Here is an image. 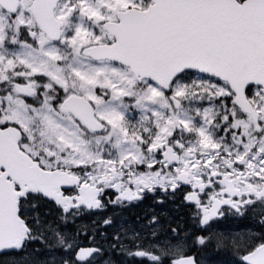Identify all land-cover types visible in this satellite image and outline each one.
Segmentation results:
<instances>
[{
  "label": "snow or ice",
  "instance_id": "1",
  "mask_svg": "<svg viewBox=\"0 0 264 264\" xmlns=\"http://www.w3.org/2000/svg\"><path fill=\"white\" fill-rule=\"evenodd\" d=\"M158 193H181L202 231L259 209L232 243L264 264V0H0V256L22 254L0 264H96L98 235L198 264L179 226L157 240L159 217L67 230Z\"/></svg>",
  "mask_w": 264,
  "mask_h": 264
},
{
  "label": "flooded vegetation",
  "instance_id": "2",
  "mask_svg": "<svg viewBox=\"0 0 264 264\" xmlns=\"http://www.w3.org/2000/svg\"><path fill=\"white\" fill-rule=\"evenodd\" d=\"M158 201H162V202H158ZM193 207L194 206L188 205L186 202L183 201V195L181 193H177L175 197L165 196L163 193H158L156 195L148 194L143 201L135 202L131 207L124 208L122 211H120L119 209L109 207L107 211H97L91 215H84L75 222H78L80 225H85V224H90V222L93 220H99L102 223L104 219L119 212V216H115V219L117 220H119L120 216H123L126 217L131 222L135 223L136 218L141 217L140 223L146 224L148 220H150L152 217L155 216V217H159L160 219V226H161L160 235L164 237L165 236L164 231L166 228H167L166 231L171 233L172 228H177L178 226L181 227V223L183 222V220L187 219L188 221L193 222L191 218L192 214L190 217L188 216V214L192 212ZM185 209L186 211H183ZM257 211L258 210H256L254 214L249 213L248 216H245L243 218H239L236 216H225L222 218H217L213 222H211V226L213 227V229H215L216 227L217 229H221L224 231H231L232 228L236 230H243L245 229V227L249 226L251 228L258 229L259 231L258 221L261 219V216L259 214L260 212ZM53 215H56V213L53 212ZM103 231H106L108 233L109 242H110L113 229L106 228ZM150 231L151 229L149 228L142 232V235H147L149 237V239H146L144 241L145 246H147V244L150 243L149 242ZM203 232L204 231L196 227L192 233V237L193 234L202 235ZM97 242L105 246V251L103 256L99 257L97 261L103 259V260H110L115 264H119L120 259L125 257V255H127L128 252L136 250V248L130 246L129 248L124 249L122 251L120 249L116 251H112L107 247V243L99 235L97 236ZM85 243H87L86 240ZM125 243H129V241L126 240ZM146 248L147 247H145V249ZM123 251H125L126 254H124ZM118 252L120 254H117ZM128 258L130 259V261L136 260L139 261L141 264H146L147 261V259L140 257H135V258L128 257Z\"/></svg>",
  "mask_w": 264,
  "mask_h": 264
},
{
  "label": "rangeland",
  "instance_id": "3",
  "mask_svg": "<svg viewBox=\"0 0 264 264\" xmlns=\"http://www.w3.org/2000/svg\"><path fill=\"white\" fill-rule=\"evenodd\" d=\"M258 211L257 212H260L259 209H257ZM45 211V209H43L41 211V213ZM183 211H186L183 210ZM192 214V212H190L188 214V216L190 217ZM56 215H52L51 217H49L50 219L51 218H54ZM78 220V219H77ZM80 224L78 222H75V225L74 224H71L69 223L68 226H67V230L69 232H75L76 231V226H79ZM168 226V225H167ZM181 236L184 235V233H190L189 237H188V240H187V244H188V249H187V255H190L189 253L195 251V253H197V262L198 264H206L208 261H207V258L210 257L212 255V253L216 252V251H230V253H234L238 258L243 254L242 251H238L236 246L233 245L232 243V239L233 237L236 238V243L237 245L241 244L242 241L240 240V236L243 235L244 236V239L247 240V234L250 232V231H258V229H255V228H251L249 226L245 227V229L243 230H236V229H233L231 231H224V230H221V229H217L215 227V229H213V227L211 226L210 229H208L207 231H204L202 233L203 236L207 237L209 235H211L212 239L210 242H207L205 245H199V244H196L194 243L195 241V237L196 236H200V235H195L193 234V237H192V233L194 231V229L196 228V226L193 224V222L191 221H188L187 219L183 220V222L181 223ZM167 229V228H166ZM165 229V230H166ZM165 232V231H164ZM166 235L167 236H171V233L166 231ZM150 237H151V231H150ZM165 239V236H161L159 235L157 240H164ZM220 241H223L225 246L223 247H220L218 249L217 245H218V242ZM149 242H153L154 241H150ZM118 250V249H117ZM145 250H148L147 248ZM124 254L125 251H123ZM180 252L179 249H176V248H172L170 250V255L172 258H174L176 255H178ZM46 255H48L47 253H45ZM59 255H63V253H59ZM193 255V254H192ZM146 259V258H144ZM240 259V258H239ZM104 261L105 260H99V261H96V264H104ZM110 261V260H109ZM130 259L127 257V255H125V257H123L122 259H120V263L119 264H141L139 261H136V260H132L130 261ZM111 264H115L113 263L112 261H110ZM168 261H166L165 263H167ZM169 263V262H168ZM146 264H150V262L147 260L146 261Z\"/></svg>",
  "mask_w": 264,
  "mask_h": 264
},
{
  "label": "trees",
  "instance_id": "4",
  "mask_svg": "<svg viewBox=\"0 0 264 264\" xmlns=\"http://www.w3.org/2000/svg\"><path fill=\"white\" fill-rule=\"evenodd\" d=\"M43 209H45V206H41V208L39 209V211L41 212ZM52 219V218H51ZM42 247V245H30L29 246V250H31V248L34 247ZM189 254H193L195 256V258L197 259V253H195V251L189 253ZM22 254L20 253H5L4 255L0 256V260H7L9 257L11 256H20ZM41 256H45V253H41ZM240 258V257H239ZM234 253H230V251H216L214 253H212V255L210 257L207 258V263L206 264H240V259H239ZM199 262V261H198ZM165 264H169L168 262Z\"/></svg>",
  "mask_w": 264,
  "mask_h": 264
},
{
  "label": "water",
  "instance_id": "5",
  "mask_svg": "<svg viewBox=\"0 0 264 264\" xmlns=\"http://www.w3.org/2000/svg\"><path fill=\"white\" fill-rule=\"evenodd\" d=\"M190 255H192V254H190ZM192 256H194V255H192Z\"/></svg>",
  "mask_w": 264,
  "mask_h": 264
}]
</instances>
